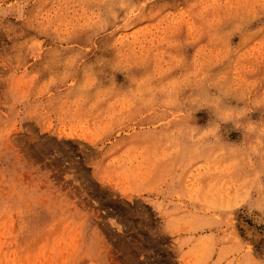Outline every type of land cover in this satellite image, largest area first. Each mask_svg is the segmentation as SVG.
Returning a JSON list of instances; mask_svg holds the SVG:
<instances>
[{"label": "rangeland", "instance_id": "rangeland-1", "mask_svg": "<svg viewBox=\"0 0 264 264\" xmlns=\"http://www.w3.org/2000/svg\"><path fill=\"white\" fill-rule=\"evenodd\" d=\"M0 264H264V0H0Z\"/></svg>", "mask_w": 264, "mask_h": 264}]
</instances>
